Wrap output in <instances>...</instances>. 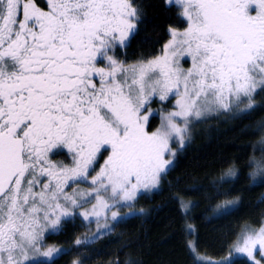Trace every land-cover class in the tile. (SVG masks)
<instances>
[{
	"label": "snow or ice",
	"instance_id": "snow-or-ice-1",
	"mask_svg": "<svg viewBox=\"0 0 264 264\" xmlns=\"http://www.w3.org/2000/svg\"><path fill=\"white\" fill-rule=\"evenodd\" d=\"M166 4L175 12L169 39L128 63L120 50L143 23L135 0H0V264H56L69 250L46 237L78 220L97 235L76 245L112 232L121 209L159 189L196 122L264 97V0ZM157 101L166 106L154 113ZM248 167L264 186V158ZM239 175L230 164L218 194L231 195L223 186ZM239 203L224 199L214 211L233 215ZM189 247L196 256L198 245ZM240 256L264 264V221L242 225L227 258L196 260Z\"/></svg>",
	"mask_w": 264,
	"mask_h": 264
},
{
	"label": "trees",
	"instance_id": "trees-1",
	"mask_svg": "<svg viewBox=\"0 0 264 264\" xmlns=\"http://www.w3.org/2000/svg\"><path fill=\"white\" fill-rule=\"evenodd\" d=\"M142 8L140 34L131 46L120 50L128 63L159 54L168 39L169 23L175 12L166 0H135ZM173 26H175L173 24ZM159 108V102L152 104ZM159 125V116L155 117ZM264 158V97L256 98L253 109L243 113L213 114L196 122L186 148L177 153L174 165L161 178L160 187L138 197L129 216L114 230L91 244L76 245L88 230L78 220L62 234L46 237L50 245L63 246L67 255L56 264H201L196 256L222 259L229 255L241 226H258L264 221V186L254 184L249 161ZM235 163L238 179L223 186L231 193L219 195L220 178ZM239 197L238 211L219 216L217 205ZM181 202L187 207H182ZM191 226V229L189 228ZM198 245L196 256L189 247ZM242 264L246 260L239 257Z\"/></svg>",
	"mask_w": 264,
	"mask_h": 264
},
{
	"label": "rangeland",
	"instance_id": "rangeland-1",
	"mask_svg": "<svg viewBox=\"0 0 264 264\" xmlns=\"http://www.w3.org/2000/svg\"><path fill=\"white\" fill-rule=\"evenodd\" d=\"M158 102V101H157ZM172 103H174V101H172ZM166 105L165 104H161L160 102H159V108H153L152 107V109H153V112L154 113H156L157 112V110H159V109H161V108H164ZM248 111V110H247ZM246 112V111H245ZM226 112H224V111H221V112H213V113H210V114H208L207 116H211V115H213V114H225ZM228 113H230V114H237V113H243V112H240V111H232V112H228ZM206 116V117H207ZM206 117H202L201 118V120L202 119H204V118H206ZM193 129V128H192ZM180 151V149H177V153ZM66 162V161H65ZM81 187H87V185H81ZM154 191V190H153ZM152 191V192H153ZM151 192H149V193H146V194H150ZM129 212H131V213H134V211H133V209H128V208H123V209H121V216L123 217V219L121 220V221H123V220H125L126 218H128L129 216H131V215H126L127 213H129ZM217 213V212H216ZM110 224H112V222L110 221L109 222ZM115 226L116 225H113V230H114V228H115ZM87 230H88V234H87V237H94V236H96L97 235V228H96V224L95 223H91V224H88L87 225ZM102 232H103V230H101ZM111 233V232H110ZM109 234V233H108ZM104 234H101L100 236H103ZM81 239V238H80ZM84 239V238H83ZM56 246V245H55ZM56 247H58V248H61V249H65L63 246H56ZM233 255L234 256H236V255H238V254H235V253H233ZM199 257H203V258H206L207 260H211V261H216V260H219V259H213V258H210V257H207V256H202V255H199ZM228 257V256H227ZM227 257H225V258H227ZM240 257H243V256H240ZM244 258H246V257H244Z\"/></svg>",
	"mask_w": 264,
	"mask_h": 264
},
{
	"label": "flooded vegetation",
	"instance_id": "flooded-vegetation-1",
	"mask_svg": "<svg viewBox=\"0 0 264 264\" xmlns=\"http://www.w3.org/2000/svg\"><path fill=\"white\" fill-rule=\"evenodd\" d=\"M56 159H58V160H64L66 162H70V158L65 157L64 155L58 156V157H56Z\"/></svg>",
	"mask_w": 264,
	"mask_h": 264
}]
</instances>
